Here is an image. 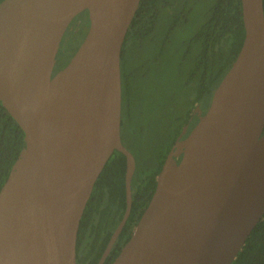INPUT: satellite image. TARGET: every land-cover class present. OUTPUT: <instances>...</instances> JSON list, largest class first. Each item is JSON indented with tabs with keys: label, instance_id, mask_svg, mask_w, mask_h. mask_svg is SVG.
<instances>
[{
	"label": "water",
	"instance_id": "95a60500",
	"mask_svg": "<svg viewBox=\"0 0 264 264\" xmlns=\"http://www.w3.org/2000/svg\"><path fill=\"white\" fill-rule=\"evenodd\" d=\"M141 0H2L0 101L25 132L0 190V264H77L80 220L124 144L121 55ZM89 27L55 72L72 21ZM245 39L210 105L168 153L152 198L112 264H232L264 216V0H242ZM183 152L179 162L175 155Z\"/></svg>",
	"mask_w": 264,
	"mask_h": 264
},
{
	"label": "trees",
	"instance_id": "16d2710c",
	"mask_svg": "<svg viewBox=\"0 0 264 264\" xmlns=\"http://www.w3.org/2000/svg\"><path fill=\"white\" fill-rule=\"evenodd\" d=\"M170 6L172 5L164 0H141L122 48L121 135L124 144L133 153L134 151L130 146H137L140 133L139 131L136 132L139 119L137 115L133 114L136 91L134 72L126 68L128 53L126 50L130 46V42L137 43L150 37L156 30L158 17L162 10L164 7ZM181 17L180 14L174 16L170 29L173 30L178 25L188 22L187 15H184L183 20ZM77 20L81 21L77 25L79 31L86 32L88 30L86 23L89 22L88 11L85 10L80 13ZM71 26L72 24L69 27ZM69 27L66 33L73 32V35L68 37L70 40L66 43H64L65 36L63 38L59 50V59L62 61L69 58L82 42L80 41L79 45L73 47L72 39H75L78 31L76 25L74 29ZM66 33L65 35H67ZM244 39L245 25L242 0H214L207 17L189 38V49L194 45L199 46L193 71L190 73V82L192 83L193 79L196 82V100L202 98L205 93H213L237 57ZM163 50L164 46L162 47ZM185 51L184 54L186 55ZM180 130L176 132L167 149L160 153L157 168H139L137 162L132 177L133 202L131 212L103 264H112L122 247L130 239L136 223L152 198L157 185V176ZM25 146L24 130L0 101V190L12 168L22 159ZM126 170L127 156L117 149L95 181L80 220L77 238V264H98L111 236L121 222L127 207ZM232 264H264V216L256 224Z\"/></svg>",
	"mask_w": 264,
	"mask_h": 264
},
{
	"label": "rangeland",
	"instance_id": "374dc122",
	"mask_svg": "<svg viewBox=\"0 0 264 264\" xmlns=\"http://www.w3.org/2000/svg\"><path fill=\"white\" fill-rule=\"evenodd\" d=\"M164 1L172 6L162 10L155 32L137 43L130 42L126 50V68L134 72L133 114L139 119L136 132L140 133L137 146L130 148L137 157L138 167L144 169L158 167L160 153L167 149L190 111L195 110L197 87L194 79L190 82V73L199 46L189 49V38L207 17L214 0ZM175 14H180L182 20L187 15L188 22L172 30L170 25ZM76 21L69 27L74 29L76 25L78 31L72 39L73 47L79 45L87 33L79 31ZM86 24L89 27V22ZM68 33L64 43L73 35V32Z\"/></svg>",
	"mask_w": 264,
	"mask_h": 264
},
{
	"label": "flooded vegetation",
	"instance_id": "af4514ba",
	"mask_svg": "<svg viewBox=\"0 0 264 264\" xmlns=\"http://www.w3.org/2000/svg\"><path fill=\"white\" fill-rule=\"evenodd\" d=\"M77 17L72 21H76ZM81 22L80 20H77L76 23L78 25V23ZM72 24V23H71ZM65 36V35H64ZM75 53V52H74ZM73 53V54H74ZM73 54L67 58L66 60H60L59 59V52L57 55V61H56V65H55V72H57L58 70H60L61 68H63L71 59V57L73 56ZM227 72V71H226ZM225 75V74H224ZM213 94V93H212ZM212 94L210 93H205L204 96L200 99L195 100V110L193 109L192 111H190V115L187 118L186 121L183 122L182 127L180 132L177 134L171 148L180 140L184 139L189 133L190 131L194 128V126L196 125V123L199 121L200 117L202 115L205 114V112L207 111L209 105H210V101H211V96ZM171 150V149H170ZM170 152V151H169ZM168 152V153H169ZM168 155V154H167ZM183 152L178 153L177 155H175V161L179 162L180 159L182 158ZM167 157V156H166ZM166 159V158H165ZM165 162V160H164ZM164 164V163H163ZM163 167V165H162ZM162 170V168H161Z\"/></svg>",
	"mask_w": 264,
	"mask_h": 264
}]
</instances>
